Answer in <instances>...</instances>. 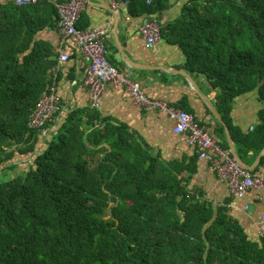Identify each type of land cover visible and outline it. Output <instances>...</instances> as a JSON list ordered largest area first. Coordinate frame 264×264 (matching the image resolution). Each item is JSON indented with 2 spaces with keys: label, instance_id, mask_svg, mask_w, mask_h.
<instances>
[{
  "label": "trees",
  "instance_id": "obj_1",
  "mask_svg": "<svg viewBox=\"0 0 264 264\" xmlns=\"http://www.w3.org/2000/svg\"><path fill=\"white\" fill-rule=\"evenodd\" d=\"M126 1L133 15L156 16L172 0ZM58 17L48 0L0 4V171L19 169L17 155L35 149L40 133L30 117L55 67V53L35 36ZM162 36L218 91L238 155L253 164L264 148V0H189ZM251 92L263 109L258 127L243 135L228 115ZM0 264H264V237H249L226 206L189 188L183 167L88 108L0 183Z\"/></svg>",
  "mask_w": 264,
  "mask_h": 264
},
{
  "label": "crops",
  "instance_id": "obj_2",
  "mask_svg": "<svg viewBox=\"0 0 264 264\" xmlns=\"http://www.w3.org/2000/svg\"><path fill=\"white\" fill-rule=\"evenodd\" d=\"M15 1L0 0V4H15ZM48 1L52 3L58 0ZM188 1L172 0L170 8L156 14L155 17L160 21L162 30L181 15L183 5ZM112 2L113 0H88L87 10L83 12L78 22L79 27L82 29L108 28L107 57L116 64L115 66L139 83L149 98L161 100L177 109L194 114L198 122L208 128L220 145L228 146L226 134L219 132L223 125L212 115L203 99V95L209 97L218 111L216 100L218 91L212 88L206 78L199 77L185 68L187 57L180 46L168 42L163 36L155 48L148 46L137 27V23L146 15H134L132 20H128V12L132 13V9L116 11ZM119 15L121 16L119 35L124 54L114 34ZM35 40L55 53L53 57L55 67L51 71L48 88L55 89L62 109L55 117V121L52 119L51 123H54H49L46 131L39 132L40 134L36 136L34 151L27 155L18 154L12 162L21 170L27 168L31 160L45 150L48 142L52 140V134H56L64 124L68 123L71 114L78 110L88 111L89 103L88 90L81 83L86 65L79 57L72 40L64 38L60 33L58 21H49L37 33ZM63 52L69 54L66 62L60 60ZM179 71H184L191 76L200 91L195 90V87ZM262 109L263 105L257 92L237 97L228 115L231 126L243 135H248L260 124L259 112ZM99 113L102 119H108L113 124L124 125L131 132L138 134L165 162L177 163L183 167L189 188L216 206H226L231 217L240 222L249 237L260 238L258 223L264 213V199L260 198V193L251 190L243 199L232 196L227 184L218 177L211 164L199 159L197 150L186 145L185 136L174 133V122L167 114L159 111L149 112L137 106L127 90L113 88H108L105 92L103 106ZM220 116L222 118V114ZM259 155L256 157L251 155L253 164L248 166H253ZM262 159L252 173L264 180Z\"/></svg>",
  "mask_w": 264,
  "mask_h": 264
},
{
  "label": "built area",
  "instance_id": "obj_3",
  "mask_svg": "<svg viewBox=\"0 0 264 264\" xmlns=\"http://www.w3.org/2000/svg\"><path fill=\"white\" fill-rule=\"evenodd\" d=\"M154 1L147 0V3L152 5ZM39 2L40 0H16L15 5L27 6ZM52 4L58 11L60 33L64 38L72 40L79 57L86 65L81 83L88 90V108L90 110H101L108 88L127 90L137 106L149 112L165 113L172 119L174 133L185 136L186 145L197 150L199 159L206 160L211 164L218 177L227 184L232 196L243 199L249 191L255 190L260 193V198L264 199L263 178L243 169L233 158L230 150L223 148L207 127H201L197 123L194 115L161 100L149 98L139 83L110 62L107 57L108 28L82 29L79 27L78 22L83 12L87 10L88 0H58L53 1ZM112 6L116 11L129 10L131 2L113 0ZM133 17L134 15L128 12L127 19L132 20ZM137 27L150 48H155L162 40V27L155 16L146 15L142 21L137 23ZM68 59V53H61V61L66 62ZM61 109L55 89L48 88L31 114L29 127L33 130H43ZM258 235L260 238L264 237V213L258 223Z\"/></svg>",
  "mask_w": 264,
  "mask_h": 264
},
{
  "label": "water",
  "instance_id": "obj_4",
  "mask_svg": "<svg viewBox=\"0 0 264 264\" xmlns=\"http://www.w3.org/2000/svg\"><path fill=\"white\" fill-rule=\"evenodd\" d=\"M118 17V23H117V27L114 31V34L116 36V39L118 40V44H119V48L122 52V54H124V50L122 48V42L120 39V35H119V25H120V20H121V16H117ZM140 68V67H138ZM153 69H157V68H153ZM180 74H182L183 76H185V78L189 81V83H191L194 87L195 90L200 91L199 87L197 85V83L193 80V78L191 76H189L186 72L184 71H179ZM203 99L205 100V103L207 104V106L210 108L212 115L217 119V121L219 123H221L224 127H225V134L227 137V142H228V146H229V150L233 156V158L237 161V163L245 170H249L250 172H252L256 166L261 162L262 157L264 156V149L263 151L260 153V155L257 158V161L255 162V164L253 166H248L247 164H245L242 159L239 157L236 147L234 145V141L230 132V129L228 127H226L223 122H222V118L219 114V112L217 111L216 107L212 104V101L209 97H206L205 95H203Z\"/></svg>",
  "mask_w": 264,
  "mask_h": 264
},
{
  "label": "rangeland",
  "instance_id": "obj_5",
  "mask_svg": "<svg viewBox=\"0 0 264 264\" xmlns=\"http://www.w3.org/2000/svg\"><path fill=\"white\" fill-rule=\"evenodd\" d=\"M22 170L17 169V170H8L7 167L2 168L0 171V183L7 181V179L11 177L17 176Z\"/></svg>",
  "mask_w": 264,
  "mask_h": 264
},
{
  "label": "bare ground",
  "instance_id": "obj_6",
  "mask_svg": "<svg viewBox=\"0 0 264 264\" xmlns=\"http://www.w3.org/2000/svg\"><path fill=\"white\" fill-rule=\"evenodd\" d=\"M164 103H165V102H164ZM98 111H99V110H98ZM192 115H193V114H192ZM195 118H196V117H195ZM51 121H52V119H51ZM51 121H50V122H51ZM196 121H197V119H196ZM50 122H49V123H50ZM49 123L46 124V126L44 127L43 130H37V131H38V132H45ZM197 123H198V122H197ZM198 124H199V123H198ZM199 125H200V124H199ZM98 126H100V124H98ZM201 127H203V126H201Z\"/></svg>",
  "mask_w": 264,
  "mask_h": 264
}]
</instances>
